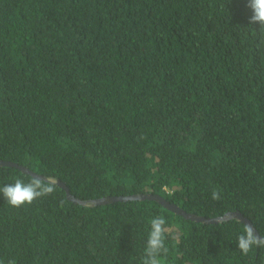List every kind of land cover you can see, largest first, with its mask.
Listing matches in <instances>:
<instances>
[{"label":"trees","instance_id":"1","mask_svg":"<svg viewBox=\"0 0 264 264\" xmlns=\"http://www.w3.org/2000/svg\"><path fill=\"white\" fill-rule=\"evenodd\" d=\"M246 0H0V186L33 174L55 191L0 197V262L140 264L148 225L164 264H264V35ZM30 173L23 172L20 168ZM32 174V175H31ZM59 183V184H58ZM219 189V200L211 193Z\"/></svg>","mask_w":264,"mask_h":264},{"label":"clouds","instance_id":"2","mask_svg":"<svg viewBox=\"0 0 264 264\" xmlns=\"http://www.w3.org/2000/svg\"><path fill=\"white\" fill-rule=\"evenodd\" d=\"M245 6L251 13L249 25H258V29L253 30L264 35V0H246ZM56 183L52 177L32 176L27 182L17 177L13 183L0 186V197L9 207L19 209L31 205L37 199L51 195L55 191ZM220 196L219 189H214L211 193L213 200H219ZM166 224L167 221L163 216L151 218L140 264H164V258L169 251L166 239L170 232ZM236 245L242 255H247L254 246L264 247V236L258 235L251 224H244L242 232L236 238ZM8 264H16V262L9 260Z\"/></svg>","mask_w":264,"mask_h":264},{"label":"water","instance_id":"3","mask_svg":"<svg viewBox=\"0 0 264 264\" xmlns=\"http://www.w3.org/2000/svg\"><path fill=\"white\" fill-rule=\"evenodd\" d=\"M2 165L12 166L10 164L0 163V166H2ZM18 168H20L25 173H30L27 169H25L23 167H18ZM33 176H35V175L33 174ZM60 186L65 189L69 200H71L72 202H74L76 204H80L83 206H85V205H94V206L106 205V204H111L114 202H121V201H128V200H132V201L149 200V201H155V202L159 203L161 206H163L167 210L173 212L176 215L183 217L184 219L194 221L197 223H217V222L226 221L228 219H237L244 224H251L245 217H243L238 212L228 213L224 217H219V218H215V219H206L204 217H199L195 214L185 212L184 210L179 208L177 205L169 203L168 201H166L165 199H163L162 197H160L158 195H152V194L140 195V196L133 195V196H127V197H105V198L90 200V201H80V200L74 199L73 197H70L68 194V190L66 189L65 186H63L61 184H60Z\"/></svg>","mask_w":264,"mask_h":264}]
</instances>
